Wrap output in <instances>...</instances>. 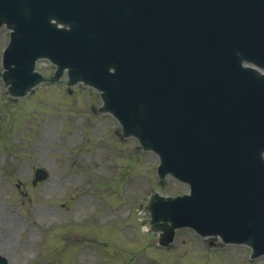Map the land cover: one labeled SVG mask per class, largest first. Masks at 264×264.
<instances>
[{
    "label": "rangeland",
    "instance_id": "obj_1",
    "mask_svg": "<svg viewBox=\"0 0 264 264\" xmlns=\"http://www.w3.org/2000/svg\"><path fill=\"white\" fill-rule=\"evenodd\" d=\"M8 34L2 31L0 45ZM53 67L38 62L46 74ZM66 80L7 102L0 77V253L10 264H124L131 259L126 250L134 264H246L249 248L211 249L190 230L179 234V255L147 247L154 234L140 223L148 220L140 203L153 189L173 194L186 187L171 176L159 181L157 155L120 130L116 136L113 116L98 113V105L90 112L101 102L97 92ZM38 166L49 176L35 186Z\"/></svg>",
    "mask_w": 264,
    "mask_h": 264
},
{
    "label": "water",
    "instance_id": "obj_2",
    "mask_svg": "<svg viewBox=\"0 0 264 264\" xmlns=\"http://www.w3.org/2000/svg\"><path fill=\"white\" fill-rule=\"evenodd\" d=\"M241 3V0H238L230 5L227 15H222L221 19H213L208 24L210 30L213 28L215 30L209 37L208 48L213 46L218 48L219 45H215L216 38L219 35L217 29L221 30L227 27L228 34L224 32L218 37L217 41L225 46V38H229V41H233L231 48L236 52L239 51V48L235 47H239L240 42L243 44L245 51L239 55V58L236 57V66L240 65V58L243 56L252 59L251 56L245 54L250 49L256 55L263 53L257 37H264V12L258 11L255 14L249 4L241 5ZM42 5L38 4V8L33 0H0V22L6 20L13 23L16 29L13 33V41L17 40V47L9 54L13 49L12 45L6 52L7 57L5 58V66L9 69L4 76L8 83L13 84L10 87L11 92L22 95L29 87L42 79H46L41 74L34 72V61L39 56H48L59 64L56 77L62 74L64 67L69 66L73 82L86 79L105 91V109L112 110L120 118L124 124L126 134L134 133L140 137L146 147L151 146L159 150L163 158V165L160 167L162 175L166 170H173L180 177L189 179L182 173L177 172V167L171 168V157H174L176 151L172 149L173 145L167 143L168 136L164 135L163 140H160L163 125L169 120L173 121V119L163 118L160 113L161 105L159 102H162V96H160L159 90L148 88L149 83H146L145 79L129 73L123 60L114 63L113 56L105 54L103 48L96 50L97 43L83 37L80 28H78L79 24L76 25L72 19H69L72 22L70 29L58 28L53 25L49 18L58 16L57 12L53 8L48 10L41 8ZM260 7L262 8L263 5ZM254 19L258 22L257 26L253 24ZM257 61L263 63L261 60ZM118 63L121 64V67ZM111 66L114 67V72L109 70ZM248 70L257 79L264 81V75H258L251 69ZM143 72L145 73V70ZM121 73L125 74V83L122 80ZM179 148L182 151L184 150L181 147ZM254 158L260 159L257 155ZM181 163L182 158L175 157L174 164ZM206 174L209 182L212 179H221L211 171H207ZM45 175L46 172L39 169L35 181L44 178ZM197 186L200 190L199 184ZM210 186L214 185L210 182ZM203 188L209 191L208 194L204 195V198L217 202L218 205H206L203 208V206H195L194 198L181 199L179 197L172 200L155 194V200L151 203L155 225H158L160 219L167 220L171 218L176 224L180 223L182 214H185L184 219H191L192 216L197 214L201 217L202 221L200 223L205 228H220L217 223L224 226L223 215L226 214L227 223L231 226L236 223L235 220L238 217L236 215H243L246 210L254 207L258 202V200H249L251 201V207L234 208V204L239 202H234L233 198H224L225 202L223 203L222 196H217L219 194L214 195L213 189L209 188L208 185L204 183ZM222 193L224 195L225 190ZM232 196L237 199L236 196Z\"/></svg>",
    "mask_w": 264,
    "mask_h": 264
},
{
    "label": "bare ground",
    "instance_id": "obj_3",
    "mask_svg": "<svg viewBox=\"0 0 264 264\" xmlns=\"http://www.w3.org/2000/svg\"><path fill=\"white\" fill-rule=\"evenodd\" d=\"M228 163V162H227ZM230 167H231V165H229ZM220 187H222V186H220ZM219 188V187H218ZM220 189V188H219ZM202 191L204 192V191H206V194H207V189H205V188H203L202 189Z\"/></svg>",
    "mask_w": 264,
    "mask_h": 264
}]
</instances>
